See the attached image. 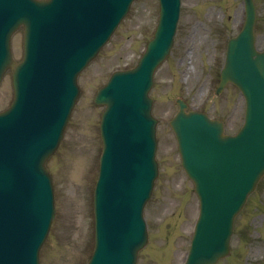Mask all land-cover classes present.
Wrapping results in <instances>:
<instances>
[{
    "label": "rangeland",
    "instance_id": "374dc122",
    "mask_svg": "<svg viewBox=\"0 0 264 264\" xmlns=\"http://www.w3.org/2000/svg\"><path fill=\"white\" fill-rule=\"evenodd\" d=\"M256 45L264 49V0H256ZM158 17L157 0H134L109 42L79 75L75 102L61 143L46 163L52 176L54 219L39 264H86L93 249L92 190L101 142V107L93 96L115 70L135 65L151 38ZM242 0H180L174 44L156 70L149 93L156 125L158 176L144 209L148 243L137 264H181L198 212L192 183L180 167L168 125L182 99L189 110L221 120L227 134L242 124L244 102L226 86L215 96L225 44L240 29ZM21 28L11 38L15 61L21 59ZM189 72L191 77L188 79ZM9 73L0 83V112L11 102ZM218 264H264V176L235 219L231 253Z\"/></svg>",
    "mask_w": 264,
    "mask_h": 264
},
{
    "label": "water",
    "instance_id": "95a60500",
    "mask_svg": "<svg viewBox=\"0 0 264 264\" xmlns=\"http://www.w3.org/2000/svg\"><path fill=\"white\" fill-rule=\"evenodd\" d=\"M161 1L159 25L155 35L156 39L149 46V55L144 65L145 71L139 69L136 74L139 77L138 79L141 82L142 89L146 84L145 82L148 75V83L141 95V101L146 105L145 109L142 111V117L146 122L138 132L137 139L125 143L118 140L112 142L114 156L122 163L127 174L128 184L136 191L137 198L140 199L141 204H143L145 199L148 198L152 180L156 175V166L153 162L155 145L154 124L149 116L150 103L147 100L146 92L151 84V72L157 54L158 52L165 50L170 41L167 49L164 51L163 56L158 62H160L168 53L178 10V2L175 3V0ZM244 4L246 9V22L244 30L241 32V36L248 40L250 52L245 54L248 58L243 63H239L245 57L238 54L239 49L246 48L247 41L245 38L240 40L239 37L230 41L226 66L221 74V85L227 81L234 83L243 92L246 97V102L253 99L257 105H261L262 103L263 108L264 56L257 55L253 49L252 26L255 17L253 2L252 0H244ZM9 12L10 7L8 1L0 0V14L6 15V19H9ZM121 14L122 12L120 15ZM231 46L234 48L232 49V52L229 53ZM5 49L7 54V64L9 62L7 41L5 43ZM238 63L239 66H237ZM235 67H237L238 71L243 74L242 77L246 81L245 84H240V82L233 77V68ZM14 87L16 88L15 79ZM258 88H260V91L262 90L259 96ZM97 101L105 104L107 107L106 110H108L112 103V96L110 94L105 96L101 95L97 97ZM258 112L259 109L256 106L251 110V118ZM183 117H185V115L181 109L171 122V125L176 132L179 141L182 143V151L186 159H189L190 157L188 154L189 140L193 143L202 140L199 144V149L209 146L214 141L215 136H218L219 141L224 140L221 125L217 122H210L205 116H203L205 119L203 120L213 127L211 128L203 121L197 119L184 121ZM242 144L247 146L243 147L241 150H237L234 145L229 144L223 151V162L225 165V170L221 175L224 183L223 185L238 190L234 198L231 195L226 196L221 203V209L227 216L225 227H218L214 220L199 225V227L205 231L203 236H198L199 242H202V248L204 250L211 249L210 251H213L214 255L211 258H208L202 254H196L193 260L188 258L186 264H212L218 257L224 256L228 252V242L231 235L233 217L241 209L246 196L254 189L257 181L264 173L263 142L260 139L255 138L250 144H246L243 141ZM46 200V196H42L40 198L42 206L39 209H27L24 214H21L16 218L15 223L10 225L12 230L17 233L30 231L35 234L33 237L28 238V242L33 248H37L38 244L36 253L23 257L20 264H37V252L40 243H42L46 236L50 225V219L45 216L36 221L34 218L37 217L38 212L45 206ZM209 210L211 211L210 213H212V211L214 212V204ZM219 213L221 218H223L222 213ZM139 223L140 225L136 226L132 233H130L131 241H125L118 231L112 230L108 226L98 227L96 252L90 264H134L136 253L144 245L146 240L143 225L141 221H139ZM5 225H8V223H0V226Z\"/></svg>",
    "mask_w": 264,
    "mask_h": 264
},
{
    "label": "bare ground",
    "instance_id": "6f19581e",
    "mask_svg": "<svg viewBox=\"0 0 264 264\" xmlns=\"http://www.w3.org/2000/svg\"><path fill=\"white\" fill-rule=\"evenodd\" d=\"M190 74H191V72H189V76H188V79H190V77H191V75H190Z\"/></svg>",
    "mask_w": 264,
    "mask_h": 264
}]
</instances>
